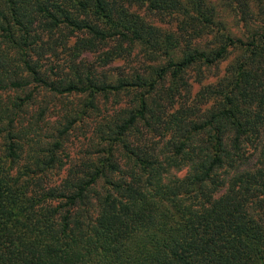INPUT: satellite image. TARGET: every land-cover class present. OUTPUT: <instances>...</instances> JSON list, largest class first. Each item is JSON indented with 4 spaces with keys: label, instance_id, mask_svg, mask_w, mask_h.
I'll return each instance as SVG.
<instances>
[{
    "label": "trees",
    "instance_id": "16d2710c",
    "mask_svg": "<svg viewBox=\"0 0 264 264\" xmlns=\"http://www.w3.org/2000/svg\"><path fill=\"white\" fill-rule=\"evenodd\" d=\"M0 264H264V0H0Z\"/></svg>",
    "mask_w": 264,
    "mask_h": 264
},
{
    "label": "rangeland",
    "instance_id": "374dc122",
    "mask_svg": "<svg viewBox=\"0 0 264 264\" xmlns=\"http://www.w3.org/2000/svg\"><path fill=\"white\" fill-rule=\"evenodd\" d=\"M134 10L136 12H138L140 15H142L148 22H150V23H152L158 27H161L164 29H172L174 27L173 20L168 18V17H166V19H165V18H160V17L154 16L150 12L146 11L144 8H134ZM99 55H100V51L84 55L81 57V59H82V62L85 64H93L95 66L99 65V67L97 68L98 71L107 72L108 74H110L114 77H116L119 74L130 73L131 67L137 68L139 65L138 57H136V55L133 54L127 60L126 59H119L115 62L109 63L108 65H106L102 68L100 66L99 61H98ZM82 62L80 61V59L74 61V63L78 64L79 66L82 64ZM223 67H224V65H220L218 72L221 71V69H223ZM216 71L217 70H215L214 72H216ZM198 88H199L198 85H194L195 90H198ZM37 98L42 99L43 97L41 95H39V97H37ZM77 100L78 99H76V97H69L68 99H64L62 101H59L60 103L55 102V101L50 102V109H49V111L46 112L45 120L43 121L42 125H44V127L53 125L54 121L57 119V117L60 116L61 111H62L61 109L63 108V106L68 107L69 102L74 104L77 102ZM113 101H114V98L110 97L109 102L107 104L108 107L110 108V112H111V109L114 108V106L112 108ZM40 104H42V103L37 101L36 104H34L33 108L30 109L29 113L33 114L36 110H38ZM101 109L103 110V112L104 111L106 112V110H107V108H105L103 105H101ZM83 132H84V128L76 130L75 132H73L72 135L68 136V140L65 142V145H64V150L61 153V161L64 164V166L60 171H58V173H55L52 175V177H51L52 181H56L57 179H60L61 177H63L66 174L65 169L68 166H71L77 157H79V156L83 157L84 156V155H82V153L84 152V149L86 148V142L84 140H82ZM182 174H184V172L178 173V176L181 177Z\"/></svg>",
    "mask_w": 264,
    "mask_h": 264
}]
</instances>
